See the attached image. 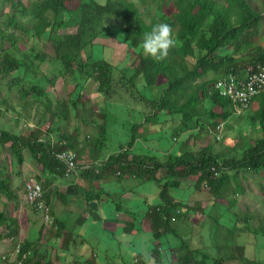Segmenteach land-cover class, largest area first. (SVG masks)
Returning <instances> with one entry per match:
<instances>
[{
  "label": "trees",
  "instance_id": "16d2710c",
  "mask_svg": "<svg viewBox=\"0 0 264 264\" xmlns=\"http://www.w3.org/2000/svg\"><path fill=\"white\" fill-rule=\"evenodd\" d=\"M162 1L161 4H157L158 17H153V23L147 26L148 23L140 8V3L147 0H28L26 3L23 0H0V81L11 82L0 83V86L12 88L13 85L25 83L19 90L20 95L29 97L26 93H30L35 97L44 98L49 85L54 88L60 78H74L76 82L74 92L78 97L76 101L78 104L81 102L80 96L84 90L78 84L82 73H88L89 79L97 83V92L105 98L116 94V91H120L127 85L126 83L131 85L130 89L135 90L133 78H124V81L114 80V68L108 61L83 60L86 47L93 46L97 37L105 36L104 32L110 30L113 19H120L123 23L114 28L117 29L116 32L124 31L128 35L129 51L135 57L134 63L138 65L137 74L144 78L147 86L154 87L159 83L166 86L160 101L156 102L158 107L152 114L156 122L155 126L150 128L152 132L160 128L159 119L156 116L160 112L169 110L170 114L182 115L185 118L184 121L189 122L186 123L187 127L194 126L197 130L195 138H198L204 132L216 131L217 126L235 112L240 111L239 114H243L244 111L255 107L259 98H262V108L254 113L255 117L253 114L251 117L257 120L259 116L264 126V87L261 93L252 96L248 106L235 100L241 85H247L249 82L257 84L255 73L264 70V0H174L177 9L175 6L171 8L168 6V10L170 8L177 11L172 15L169 14L170 16L165 12V6L170 4V0ZM73 2L75 6L72 7L70 4ZM187 16L189 18L191 16L190 20ZM161 22L171 25L176 44L171 48L172 50H169L166 59L156 61L143 53L141 43L143 34L150 31L153 25ZM174 22L177 25H174ZM72 28H76V31L60 33L63 29ZM49 41L52 42L54 55L45 51V44ZM25 43L29 48L25 47ZM45 64L49 66L53 78L43 72L41 66ZM22 72L23 75H21ZM41 75L45 76L48 82L39 81ZM221 80L222 84L218 87ZM231 81L234 83H230ZM132 90L124 91V93L129 94ZM136 92L139 94L137 90ZM8 93L4 89L0 92V96H3L0 102L8 103L7 100L12 99L7 96ZM20 98H18L19 101H21ZM238 102L239 106H237ZM76 103L74 108L77 106ZM12 105H15V102ZM59 105L61 102L57 99L56 111L53 115L60 112L57 108ZM68 105L69 99L65 102V108H68ZM86 107L85 105L84 108ZM91 114L90 120L86 122L97 130L98 137H96L95 146L90 147L92 155L88 159L94 162L103 161L99 170L92 167L80 173V180L74 184L73 192L82 190L86 202L90 205L96 200L101 201L102 195L106 194L105 189L95 186L100 179L116 176L122 181L126 176L131 175L138 179L156 181L161 187V201L158 204L149 205L145 220L150 222L154 234L155 246L152 249V257L158 262H162L164 255L169 253V250L164 251L162 248V238L169 233L177 232L175 222L179 217H183L181 209L188 206L182 198L174 195L175 189L181 188L183 183L188 186L193 185L192 192L200 195L202 200H198L191 209L198 211L204 208L200 206V202L207 203L210 197L218 199L224 195L228 196L229 192L236 194L243 192V183L233 186L232 181L234 175L241 180L242 168L245 171L249 169L264 175V145L259 144V142L264 144V128L262 137L255 140L250 148L240 149L238 155H234L235 157H224L223 152H215L211 146L189 147L191 141H188L185 150L179 154L168 153L162 159L156 155L134 153V140L120 146L117 152L106 157L97 152L106 139V115L102 111L95 110H92ZM145 121L153 124L148 119ZM41 126L36 123L34 129L25 136L0 130V143L4 146L10 143L20 165L24 162V153L28 152L36 164L42 166L44 174L36 180L43 187L45 204L49 205V222L46 224L44 217L40 216L32 205L36 216L44 222L36 239L20 241L17 239L18 229L12 228V219L0 212V241L4 239L1 227L7 225L14 239L11 253L3 251L4 253L13 254L18 246V260L22 264H66L62 260L64 257L59 255L57 242L62 251L67 253L78 234L77 227L82 226L86 220L82 216L76 222V226H72L59 217L61 203H56V200L57 197H66V195L59 191L54 179L62 178L63 180L67 176L65 163L58 159L55 153L70 148L77 153L78 161L83 162L87 160L86 158L84 160L82 155L85 147L78 149L77 129L75 132H70L46 127L43 131L40 129ZM61 141H66L64 148L60 145ZM257 148L258 151H256ZM243 151L247 152L245 156ZM263 183L264 180L258 182L260 189L257 191L264 197ZM4 186H6L5 181L0 187V193L7 192ZM230 201L234 203L235 200ZM90 211L88 208L85 212ZM212 216H210L211 222L214 221ZM244 216V222L251 223L253 216L249 214ZM215 219L218 220V218ZM191 220L192 217L189 215L186 221L190 226V232H194V228H202V221L194 223ZM13 224L15 225V221ZM132 225L134 222H129L127 229H131ZM199 230L203 232L202 229ZM236 248L242 257L243 247ZM50 252L56 254L55 258L51 257ZM93 253L86 259L87 262L84 261L86 263L77 260L72 264H98L99 251L94 250ZM221 256L220 250L214 262L200 259L191 244L185 240L182 245L174 249V257L179 264H227ZM102 258L108 260L110 257L107 254ZM135 259L137 264L148 263V256L143 252L137 253ZM244 259V257L241 258V260ZM245 264L264 263L254 260Z\"/></svg>",
  "mask_w": 264,
  "mask_h": 264
},
{
  "label": "rangeland",
  "instance_id": "374dc122",
  "mask_svg": "<svg viewBox=\"0 0 264 264\" xmlns=\"http://www.w3.org/2000/svg\"><path fill=\"white\" fill-rule=\"evenodd\" d=\"M23 1L26 3L28 0ZM162 2V0H147V2L140 3L144 19L149 25L153 23L152 18L157 16V4H161ZM173 2V0H170V8L173 7ZM70 5L72 7L75 6V2ZM169 5L165 6V11L172 15L177 10H168ZM122 23L123 21L120 19H113L110 30H105L104 32L105 36L97 37L93 46L89 45L86 47L83 52V60L108 61L114 68V80L124 81V78H133L136 86L135 90L130 89L131 85L126 83L127 85L123 86L120 91H116V94L110 98H105L97 92V83L93 79H89L88 73H82L80 79H78V84L84 88L81 92L80 104L76 103L78 97L74 92L75 79L68 77L65 79L60 78L54 88L49 85L47 89L49 94H46L44 98H38L33 95L26 97L19 94L18 98L22 97L20 98L21 101L16 100L17 92H19L25 83L13 85L14 87L12 88L0 86V92L4 89L9 92L7 95L12 94L10 98H13L17 111L23 117L26 116L27 110H32L36 123H41L40 129L43 131L47 127L46 123L50 127L59 130L75 132L77 129L78 149L85 147V152L82 155L83 159L85 160L86 158L87 160L81 162L83 164H91L93 162L88 157L92 155L90 147L95 146L96 137H98L97 130L86 122L90 120L92 110L102 111L107 118L106 139L103 142L104 144L97 149L99 155L106 157L117 152L120 146L126 145L132 140L135 141L134 153L156 155L162 159L168 153L179 154L185 150L188 141H191L189 147L201 148L211 146L215 152H223L224 157H228L238 155L240 148H250L255 140L262 137L264 126L262 125L261 118L254 120L251 117L252 114L262 108V98L257 99V105L244 111L243 114H239L240 111H237V113L235 112L227 120H223V140H219L216 137L219 129L204 132L198 138H195L197 133L196 128L190 125L187 127L186 123L189 122L184 121L185 118L182 115L178 113L170 114L169 110L160 112L156 116L159 119L158 124L160 128L152 132L150 128L156 124L155 117L152 114L157 109L158 105H156V102L160 101L166 86L161 83L154 87L147 86L144 78L137 74L138 65L134 63L135 57L129 51V37L124 31L116 32L117 29L114 28L116 25H121ZM75 31L76 28L63 29L60 33L66 34ZM25 47L29 48L26 43ZM45 51L51 55L55 54L51 41L46 42ZM55 64L57 65V63ZM41 68H43V72L47 73L50 78H53L47 64L42 65ZM58 70L61 74L60 67ZM21 75H23V72ZM39 81L48 82L43 75H41ZM0 83L9 84L11 82L0 81ZM129 90H132V92H129V94L124 93V91ZM120 94L122 96H119ZM57 99H60L61 102V105L57 107L60 109V112L53 115V112L56 111ZM68 99L69 105L68 108H65V102ZM75 103L77 105L76 108L73 107ZM0 105H3V108L6 110L8 108L11 110L13 106L12 102H0ZM85 105L87 106L86 108H84ZM33 109H36L37 113H34ZM145 119L150 120L153 124L146 122ZM35 121L32 124H36ZM208 125L211 126L210 124ZM9 129L12 131V126ZM246 170L244 168L241 169V180L236 178L235 175L232 177L233 186L243 183L245 192L243 191L239 194L229 192V197L225 196L213 199L214 201H207V203L209 202L208 204L202 201L201 207H204L203 210L199 209L196 211L191 209V206H195L197 200L201 199L200 197L197 198L198 194L192 192L194 190L193 185L188 186L183 183L181 188L173 191L176 197L182 198L184 203L189 206L181 209L183 217H179L178 221L175 222L177 232L169 233L162 238V248L164 251L169 250V253L164 255L162 262H158L156 258L152 257L155 238L150 227V222L145 220L149 205L158 204L161 201V187L159 184L154 180L138 179L131 175L126 176L122 181L116 176L100 179L96 185L107 187L109 190L107 195H102L104 199L101 201L96 200L89 205L84 198L82 205L72 206L73 199L71 198L68 199L69 209L67 206L65 208L68 209L67 214H59L61 220L67 221L72 226H76V222L82 216L87 217L86 222L82 226L77 227L76 232L78 234L75 237V241L71 243L70 250L67 253L60 249L61 246L57 242L59 254L64 257L66 264H72L77 260L84 262L94 254V250L99 251L98 264H137L135 255L140 252L148 256L147 264H179L176 257H174V249L182 245L185 240L191 244L192 249L195 250V254L200 259H207L209 262H214L217 252L221 250V257L227 264H245L248 261L254 260L264 263V227L262 228L264 225V197L257 191V189H260L258 182L264 180V175L260 173L256 174L253 171H249V169ZM59 179L62 180V178ZM185 182L188 181L185 180ZM126 188H130V195L125 191ZM78 196H80V193L75 198L78 199ZM228 199L235 200V202L232 203ZM253 203L255 205H252ZM214 205L217 209H215ZM88 208L91 211L86 214L85 211ZM211 210L216 214L213 213L212 215L218 218L217 223L214 218L213 224H211ZM248 214L253 216L251 223L244 222L243 217H245L244 215L248 216ZM189 215L192 217L191 221L194 223L202 221V228H194V232H190V226L186 221ZM38 222L33 224L31 233L27 235L28 239H35V236H37L42 225L41 220H38ZM129 222H134V225L128 230L127 225ZM205 222H207L206 226ZM199 229H202L203 232ZM229 230L231 233L228 232ZM247 230L249 231L247 232ZM247 233L250 234H248V237ZM240 236L244 238L243 241H241ZM237 246L243 247L242 252H244V255L242 257L245 258L244 260H241L242 257H240V252L236 248ZM50 254L53 257L56 256L55 253L50 252ZM107 254L110 258L108 260L103 259L102 256ZM235 259L238 260L236 261ZM4 263L2 262V264Z\"/></svg>",
  "mask_w": 264,
  "mask_h": 264
},
{
  "label": "crops",
  "instance_id": "0c3cea01",
  "mask_svg": "<svg viewBox=\"0 0 264 264\" xmlns=\"http://www.w3.org/2000/svg\"><path fill=\"white\" fill-rule=\"evenodd\" d=\"M46 94L48 95L49 91L46 90ZM26 95L29 94L27 93ZM7 96L10 97L12 96V94H9ZM16 96L17 98L15 99L19 100L18 99L19 92H17ZM0 99H3V96H0ZM12 101L15 102L13 98ZM33 111L34 113H37L36 109H33ZM26 112H27L26 116L23 117L17 111L16 103L15 105L12 106L11 110L10 109L6 110L5 108H3L2 105H0V130L10 131L9 127L12 126V131L10 132L16 134H22L24 136L28 135L33 130V128H29V127H34V124H32L34 117L32 114V110L31 111L27 110ZM30 113L31 115L28 116V114ZM43 174L44 173L42 166L37 165L35 160L31 157V155L28 152L24 153V162L20 165L17 161V155L13 151L10 143L5 144V146L1 145L0 143V187L3 186L5 181L6 186H4V188L7 190V192L5 193H0V212L7 214L12 219L11 222L12 228L18 229V238L17 237L16 238L19 239L20 241L28 239L27 235L28 233L29 234L31 233L33 229L32 228L33 224H35L39 220L32 209L33 207H31L26 200L24 183L31 178L36 180L37 177H41V175ZM46 176H48V174H46ZM77 179L78 178H76V180ZM63 180H65V182H62V180L58 178L54 179L55 185H57L59 191L66 195V197L59 196L57 197V200L55 199L57 201L56 203H61L58 214H62V215L67 214L68 212L69 209L68 199L71 198L73 199L72 206L82 205V201L84 200V194L82 190H78V191L74 190L73 192L74 181L67 178ZM95 186L105 189L106 195L108 194L109 190L107 187H103L101 185L98 186L96 185V183ZM10 189L11 191H9ZM125 191L128 193V195L131 194L130 188H126ZM78 193H80V196H78V199H76L75 196ZM102 199H104V196L102 197ZM66 206L68 209H65ZM85 213L87 214V212ZM84 217L85 220H87V217L86 216ZM13 221H15L16 226L13 224ZM26 221L28 224L26 223ZM1 232L3 234L4 239L0 241V251L2 253L4 252L11 253L14 238L11 237L7 225L1 227ZM35 237L37 238V236ZM0 264H2L1 256H0Z\"/></svg>",
  "mask_w": 264,
  "mask_h": 264
},
{
  "label": "clouds",
  "instance_id": "9594fccd",
  "mask_svg": "<svg viewBox=\"0 0 264 264\" xmlns=\"http://www.w3.org/2000/svg\"><path fill=\"white\" fill-rule=\"evenodd\" d=\"M175 44H176V41H175V38L173 36V29H172L171 25H169L168 23L161 22V23H157V24L153 25L151 27V30L150 31H146L143 34V39H142L141 47H142L143 53L146 56H150L151 58H153L156 61H162V60H164V59L167 58L168 53H169V50L171 48H173L175 46ZM262 72H264V70H262ZM262 72H259V73H262ZM259 73H255V74H259ZM28 94H29V96L32 95L30 93H28ZM7 101H8V103L9 102H12L13 103L12 99H9ZM33 121H35V117H34V120ZM35 123H36V121H35ZM46 124H47V129H49L50 128L49 124L48 123H46ZM223 124L224 123H220L217 126L218 127L217 129H219V132L216 133V137L219 140H223L224 139L223 138L224 134L222 135V133H223L222 132ZM34 126H35V124H34ZM40 140H42V139H40ZM62 142H65V144H66V141H61L60 142V145L64 148L65 147V144L63 145ZM195 148H197V147H195ZM65 149H69V150L73 151L76 154V156H77V153L73 149H70V148H65ZM76 161H77V168L75 169V171H73V173L70 174V175H67L66 174V176H67L66 178L74 181V184L77 183V182H79V180H80L79 179V175H80L81 172H83L85 170H88V169H91L92 167H94L96 170H99L100 165L102 164V161L103 160H96L95 162L93 160V162L91 164L90 163L83 164V163L79 162L78 159H77V157H76ZM86 166H89V168H84ZM76 178H78V179L76 180ZM30 180H34V181L38 182L37 180L31 178V179L27 180L24 183L25 197H26V188H25V185ZM38 183L41 185L40 182H38ZM74 184H73V187H74ZM41 188H42V197H43L44 191H43L42 185H41ZM28 204L32 207V205L29 202H28ZM47 206L49 207V205H47ZM40 216H42V215H40ZM48 222L49 221H47L45 223L47 224ZM2 254L3 253L0 251V256ZM8 255H10V254H8Z\"/></svg>",
  "mask_w": 264,
  "mask_h": 264
},
{
  "label": "built area",
  "instance_id": "2783aa9c",
  "mask_svg": "<svg viewBox=\"0 0 264 264\" xmlns=\"http://www.w3.org/2000/svg\"><path fill=\"white\" fill-rule=\"evenodd\" d=\"M257 84H252L249 82L247 85H241V90H237V98L236 101L243 103L245 106H248L250 99L252 96L259 94L264 87V72L256 74ZM234 83V82H230ZM222 84V80L219 82L218 86ZM64 145L65 142H62ZM56 157L60 159L66 165V174L70 175L77 168L76 154L69 150L63 149L59 152L55 153ZM84 168H89L86 166ZM26 188V199L27 201L36 208L37 213L44 217L45 222L49 221V207L45 204L42 197V188L41 185L34 181L30 180L25 185ZM19 247L16 246L15 253L6 254L3 253L1 255L4 264H22L21 261L18 260Z\"/></svg>",
  "mask_w": 264,
  "mask_h": 264
},
{
  "label": "bare ground",
  "instance_id": "6f19581e",
  "mask_svg": "<svg viewBox=\"0 0 264 264\" xmlns=\"http://www.w3.org/2000/svg\"><path fill=\"white\" fill-rule=\"evenodd\" d=\"M174 1V0H173ZM177 1H175V3H176ZM257 2V1H256ZM173 4H174V2H173ZM261 4V3H260ZM173 6H175V8L177 9V7H176V4L175 5H173ZM263 6V5H262ZM169 7H170V5H169ZM163 10V9H162ZM169 10H170V8H169ZM250 10V9H249ZM173 11V10H172ZM161 12V11H160ZM164 12V11H163ZM166 12V11H165ZM253 12V11H252ZM163 14V13H162ZM189 14V13H188ZM169 15V14H168ZM171 15V14H170ZM169 15V16H170ZM182 15V14H181ZM246 15V14H245ZM192 16V15H191ZM191 16H190V18H191ZM250 16H252V15H250ZM158 17V16H157ZM188 17V16H187ZM258 17V16H257ZM190 18L188 17L187 19H189L190 20ZM208 18V17H207ZM239 18V17H238ZM211 20V19H210ZM236 20V19H235ZM159 21V20H158ZM185 21V20H184ZM212 22V21H211ZM232 22V21H231ZM239 22V21H238ZM257 22V21H256ZM147 23V22H146ZM254 24H255V22H253ZM252 23V24H253ZM246 24V23H245ZM174 25H177L175 22H174ZM147 26H149V24H147ZM208 26V25H207ZM247 27V26H246ZM249 27H251V26H249ZM207 28V27H206ZM240 28V27H239ZM243 29V28H242ZM247 29V28H246ZM235 30V29H234ZM240 30V29H239ZM249 30V29H248ZM241 31V30H240ZM242 32V31H241ZM200 33V32H199ZM237 33H238V31H237ZM245 33V32H244ZM249 33V32H248ZM243 34V33H242ZM199 35V34H198ZM237 35H239V34H237ZM240 36V35H239ZM185 38V37H184ZM199 38V37H198ZM248 38L250 39V36H248ZM172 50V49H171ZM173 52V51H172ZM257 52V51H256ZM255 53V52H254ZM258 53V52H257ZM177 54V53H176ZM258 55V54H257ZM252 56V55H251ZM250 56V57H251ZM257 57H259V55L257 56ZM252 58V57H251ZM258 59V58H257ZM249 60V59H248ZM246 61V60H245ZM245 64L246 63H248V62H244ZM251 63V62H250ZM256 63V62H255ZM251 65V64H250ZM254 65V64H253ZM244 67H246L245 65H244ZM247 68V67H246ZM245 68V69H246ZM249 68V67H248ZM227 83V82H226ZM228 86V85H227ZM219 87V86H218ZM225 87V86H224ZM225 89V88H224ZM227 89V88H226ZM228 90V89H227ZM229 96V95H228ZM232 97V96H231ZM219 98H220V96H219ZM226 98V97H225ZM221 99H223V98H221ZM227 99V98H226ZM226 99H225V101H226ZM230 99V98H229ZM228 99V100H229ZM233 101V100H232ZM232 101H230V102H232ZM227 102V101H226ZM229 103V102H228ZM226 106V105H225ZM229 106V105H228ZM233 106V105H232ZM237 106H239V102H238V105ZM235 108V107H234ZM235 112V111H234ZM232 114V113H231ZM247 114V113H246ZM259 115V114H258ZM257 115V116H258ZM261 115V114H260ZM246 116V115H245ZM253 116H254V114H253ZM230 117V116H229ZM255 117V116H254ZM245 118V117H244ZM248 118V117H247ZM257 118H259V116L257 117ZM242 120H244V119H242ZM241 122V121H240ZM245 122V121H244ZM226 123V122H225ZM241 125V124H240ZM230 129H232V128H230ZM241 130V129H240ZM239 133H240V131H239ZM229 134V133H228ZM252 135V134H251ZM250 135V136H251ZM249 136V135H248ZM232 137V136H231ZM247 137V136H246ZM256 137V136H255ZM249 140V139H248ZM253 141V140H252ZM254 142V141H253ZM261 142H263V141H261ZM259 144H262L261 146H263L264 144L263 143H260L259 142ZM257 146H258V144H257ZM256 147V146H255ZM260 147V146H259ZM241 149V148H240ZM261 149V148H260ZM234 150H235V148H234ZM239 150V149H238ZM247 150V149H246ZM253 151V150H252ZM256 151H258V148L256 149ZM246 151H243V155L244 154H246L245 153ZM249 152V151H248ZM237 153V152H236ZM253 153H255V152H253ZM250 154H252V153H250ZM250 154H248V155H250ZM241 155H242V153H241ZM245 156V155H244ZM229 157V156H228ZM233 157H235V156H233ZM239 157H241V156H239ZM239 157H237V158H239ZM247 157V156H246ZM249 157V156H248ZM242 158H244V157H242ZM229 159H231V158H229ZM234 159V158H233ZM259 160V159H258ZM260 160H262V158L260 159ZM240 161V160H239ZM245 161V160H244ZM243 161V162H244ZM252 161V160H251ZM251 161L249 162L250 164H251ZM254 161V160H253ZM256 163H257V161H256ZM259 163V162H258ZM247 164H248V162H247ZM260 164V163H259ZM260 166V165H259ZM256 168V167H255ZM254 169V168H253ZM258 170V169H257ZM249 171H251V170H249ZM248 171V172H249ZM253 171V170H252ZM254 172V171H253ZM243 173V172H242ZM257 173V172H256ZM250 174H252V173H250ZM243 176H245V175H243ZM254 179V178H253ZM247 180V179H246ZM255 180V179H254ZM245 182V181H244ZM255 183V182H254ZM246 184V183H245ZM264 184V183H263ZM219 185V184H218ZM247 185V184H246ZM260 185H262L261 183H260ZM243 187V186H242ZM259 187V186H258ZM224 188H225V186H224ZM226 188H227V186H226ZM229 188V187H228ZM230 189V188H229ZM263 189H264V185H263ZM188 190V189H187ZM190 190V189H189ZM226 190V189H225ZM252 190V189H251ZM230 191V190H229ZM233 191V190H232ZM252 191H254V190H252ZM264 191V190H263ZM190 192V191H189ZM228 192V191H227ZM235 192V191H234ZM244 192H245V189H244ZM186 193V192H185ZM195 193V192H194ZM199 193V192H198ZM257 193V192H256ZM244 194V193H243ZM224 195V194H223ZM231 195H233L232 193H231ZM253 195H254V193H253ZM252 195V196H253ZM191 196V195H190ZM195 196V195H194ZM198 196V195H197ZM210 196V195H209ZM221 196V195H220ZM225 196V195H224ZM223 196V197H224ZM227 196V195H226ZM239 196V195H238ZM198 197H200V195L198 196ZM207 197V196H206ZM229 197V196H228ZM244 197V196H243ZM242 197V198H243ZM215 198V197H214ZM251 198V197H250ZM196 199V198H195ZM211 199H213V198H211L210 197V200ZM226 199V198H225ZM241 199V198H240ZM189 200V199H188ZM201 200V199H200ZM207 200V199H206ZM209 200V199H208ZM207 200V201H208ZM209 200V201H210ZM230 199H228V201H229ZM243 200H244V198H243ZM249 200V199H248ZM251 200V199H250ZM191 201V200H190ZM198 201V200H197ZM214 201V200H213ZM216 201V200H215ZM233 201V200H232ZM235 202V201H234ZM237 202V201H236ZM245 202V201H244ZM247 202V201H246ZM255 202H256V199H255ZM206 203V202H205ZM209 203V202H208ZM208 203H206V204H208ZM217 204V203H216ZM220 204V203H219ZM247 204V203H246ZM202 205V203L200 202V206ZM221 205H223V204H221ZM243 205V204H242ZM245 205V204H244ZM252 205H255V203H253ZM189 206V205H188ZM212 206V205H211ZM218 206V205H217ZM229 206V205H228ZM233 206H235V205H233ZM214 207H215V205H214ZM242 207V206H241ZM218 208H219V206H218ZM238 208H240V207H238ZM215 209H217L216 207H215ZM214 209V211L216 212V210ZM220 209V208H219ZM231 210H233V209H231ZM212 211V213H210V215H212L213 213L215 214V212H213V210H211ZM237 211V210H236ZM242 211V210H241ZM218 212V211H217ZM237 213V212H236ZM208 215V214H207ZM216 215V214H215ZM214 216V215H213ZM212 216V217H213ZM39 217V216H38ZM218 217V216H217ZM43 218V217H42ZM215 218V217H214ZM41 219V218H40ZM210 219V218H209ZM212 219V218H211ZM20 220V219H19ZM25 220V219H24ZM37 220V219H36ZM216 220V219H215ZM263 220V219H262ZM34 221H35V219H34ZM20 222V221H19ZM38 222V221H37ZM42 222H44V221H42ZM208 222H210V221H208ZM26 223H27V221H26ZM25 223V224H26ZM39 223V222H38ZM207 223V222H206ZM216 223H217V221H216ZM28 224V223H27ZM29 224H30V222H29ZM32 224V223H31ZM41 224V223H40ZM49 224H51V223H49ZM209 224V223H208ZM211 224H213L212 222H211ZM211 224H210V226H211ZM219 224V223H218ZM23 225V224H22ZM51 226V225H50ZM208 226V225H207ZM217 226V225H216ZM41 227V226H40ZM52 227V226H51ZM208 228V227H207ZM20 230V229H19ZM47 230V229H46ZM258 230V229H257ZM24 231V230H23ZM249 230H247V232H248ZM40 232V231H39ZM42 232V231H41ZM50 232V231H49ZM228 232H230V230L228 231ZM236 232V231H235ZM257 232V231H256ZM48 233V232H47ZM231 233V232H230ZM40 234V233H39ZM44 234V233H43ZM50 234V233H49ZM232 234H233V232H232ZM241 234V233H240ZM249 233H247V237L250 235H248ZM28 235H29V233H28ZM56 235V234H55ZM246 235V234H245ZM21 236V235H20ZM39 236V235H38ZM52 236H54V235H52ZM256 236V235H255ZM30 237V236H29ZM241 237V236H240ZM240 237H238V238H240ZM28 238V237H27ZM36 238V237H35ZM50 238V237H49ZM31 239V238H30ZM33 239V238H32ZM32 239H31V241H32ZM240 239H242L241 241H243V239L244 238H240ZM29 240V239H28ZM34 240V239H33ZM233 240H234V238H233ZM240 241V240H239ZM264 241V240H263ZM235 242V241H234ZM40 244V243H39ZM66 244V243H65ZM36 245V244H35ZM38 245V244H37ZM260 247H261V245H259ZM38 247V246H37ZM63 247V246H62ZM258 247V246H257ZM61 249V248H60ZM57 251V250H56ZM41 252V251H40ZM42 253V252H41ZM256 253H258V252H256ZM60 255V254H59ZM58 256V255H57ZM42 257H43V255H42ZM51 257H52V255H51ZM60 257V256H59ZM55 258V257H54ZM41 259V258H40ZM46 259V258H45ZM37 260H39V259H37ZM62 260H64V258L62 259ZM61 260V261H62ZM221 260V259H220ZM236 261L238 260V259H235ZM234 260V261H235ZM40 261V260H39ZM223 261V260H222ZM240 261V260H239ZM44 262V261H43ZM51 262V261H50ZM233 262V261H232ZM40 263H42V262H40ZM54 263V262H53ZM243 263V262H242ZM46 264H48V263H46Z\"/></svg>",
  "mask_w": 264,
  "mask_h": 264
}]
</instances>
